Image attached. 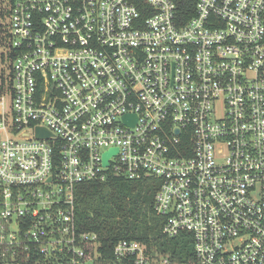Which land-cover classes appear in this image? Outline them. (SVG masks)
Listing matches in <instances>:
<instances>
[{"label": "built area", "instance_id": "1", "mask_svg": "<svg viewBox=\"0 0 264 264\" xmlns=\"http://www.w3.org/2000/svg\"><path fill=\"white\" fill-rule=\"evenodd\" d=\"M10 28L0 264H264V0H12ZM110 175L158 183L190 259L80 230L77 186Z\"/></svg>", "mask_w": 264, "mask_h": 264}, {"label": "trees", "instance_id": "2", "mask_svg": "<svg viewBox=\"0 0 264 264\" xmlns=\"http://www.w3.org/2000/svg\"><path fill=\"white\" fill-rule=\"evenodd\" d=\"M196 2L179 0L181 13L190 16ZM5 14L6 11L0 12L1 16ZM157 186L153 180H128L116 175L104 181L79 184L75 212L80 230L98 233L102 251L110 257L115 245L128 239L146 244L150 252L156 249L171 254L179 262L187 261L193 256L191 234L182 231L168 237L163 233L164 217L154 208Z\"/></svg>", "mask_w": 264, "mask_h": 264}, {"label": "rangeland", "instance_id": "3", "mask_svg": "<svg viewBox=\"0 0 264 264\" xmlns=\"http://www.w3.org/2000/svg\"><path fill=\"white\" fill-rule=\"evenodd\" d=\"M10 0H0V12L6 11L5 16L0 15V92L5 89L8 108L11 107V55H12V31L10 28Z\"/></svg>", "mask_w": 264, "mask_h": 264}, {"label": "water", "instance_id": "4", "mask_svg": "<svg viewBox=\"0 0 264 264\" xmlns=\"http://www.w3.org/2000/svg\"><path fill=\"white\" fill-rule=\"evenodd\" d=\"M46 133H45V131H44V129H42V128H39L38 129V136H44ZM117 150L116 149H111L110 151H108L106 154H105V160H104V162H105V164H108V159H109V156L112 154V153H114V152H116Z\"/></svg>", "mask_w": 264, "mask_h": 264}]
</instances>
